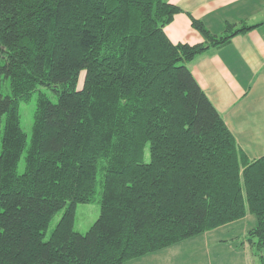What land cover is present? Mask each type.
Masks as SVG:
<instances>
[{
    "label": "trees",
    "instance_id": "obj_1",
    "mask_svg": "<svg viewBox=\"0 0 264 264\" xmlns=\"http://www.w3.org/2000/svg\"><path fill=\"white\" fill-rule=\"evenodd\" d=\"M180 12L0 0V264H126L247 215L264 263V157L247 158L189 67L256 26L216 35L193 19L205 42L174 45ZM38 92L29 139L20 109ZM99 185L100 216L80 234L77 207Z\"/></svg>",
    "mask_w": 264,
    "mask_h": 264
},
{
    "label": "crops",
    "instance_id": "obj_2",
    "mask_svg": "<svg viewBox=\"0 0 264 264\" xmlns=\"http://www.w3.org/2000/svg\"><path fill=\"white\" fill-rule=\"evenodd\" d=\"M170 3L181 10L165 27L166 35L174 45L197 46L205 42L193 27V19L203 22L216 35L225 32L227 23L237 24L238 28L240 23L256 26L254 30L235 36L228 45L198 57L189 67L247 158L255 161L264 157V0H170ZM250 218L252 216L247 215L240 221L203 234V248H209L210 234L228 228H243L248 234L250 230L241 224L248 220L253 222ZM180 244L126 264H195L189 259H177L174 263L170 258L176 253L181 254L179 247L175 249ZM204 249L199 252L206 258L208 251ZM231 253L242 261L235 259L230 264H247L248 257L252 260L254 256L253 250H247L244 245ZM206 262L213 264L208 260L204 264Z\"/></svg>",
    "mask_w": 264,
    "mask_h": 264
},
{
    "label": "rangeland",
    "instance_id": "obj_3",
    "mask_svg": "<svg viewBox=\"0 0 264 264\" xmlns=\"http://www.w3.org/2000/svg\"><path fill=\"white\" fill-rule=\"evenodd\" d=\"M42 92L45 93L50 97V99L53 102H57V96L53 94L49 89L41 88ZM39 92L36 93L32 100L27 103L21 104V126L24 130V132L28 135L29 139L32 135V129L34 124V115L37 108V101H38ZM149 157L148 154L146 156V160L148 161ZM101 192L102 187L99 185L97 187V192L94 197V201L90 204H80L77 207V219L75 224V231L80 234H86L91 227L95 224V222L98 220L100 216V200H101ZM63 212H60L58 215L55 216L50 229L47 232L46 240H48L52 234V232L55 230L57 225L59 224L61 218H62ZM253 222L251 220H248L247 222H244L241 225H244L245 229L251 230L253 229L256 218L251 215ZM209 232H207L208 234ZM205 233V235H207ZM210 244L209 248L205 250L203 247H205V240H203L204 236L200 235L198 236L197 240H186L184 242H181L179 246H177L175 249L179 247L181 250V254H174L170 256L172 257V260L175 261L177 259H189L191 261L190 263L195 264H204L205 261H212L213 264H230L232 260H241L237 255H233L231 251L235 248H239L241 245H244L247 250L251 249L252 247L247 241L248 234H246L242 230H237V228H228L226 230H223L222 232H219L217 234H210ZM195 239V238H194ZM203 240V242H199L200 240ZM202 243V244H201ZM234 247V248H233ZM200 249H204L205 251H208L206 258L203 257L202 253L199 252ZM195 251V252H192ZM178 254V255H177ZM178 256V257H177ZM242 261V260H241ZM177 262V261H176ZM207 264V262H206ZM247 264H264L261 262L260 258L257 256H252V260H247Z\"/></svg>",
    "mask_w": 264,
    "mask_h": 264
}]
</instances>
